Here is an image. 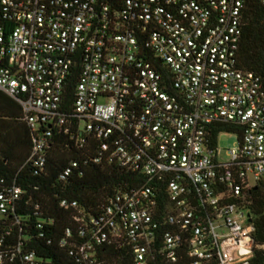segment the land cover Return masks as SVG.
Here are the masks:
<instances>
[{
    "label": "built area",
    "instance_id": "obj_1",
    "mask_svg": "<svg viewBox=\"0 0 264 264\" xmlns=\"http://www.w3.org/2000/svg\"><path fill=\"white\" fill-rule=\"evenodd\" d=\"M245 1L0 0V91L34 133L25 164L41 171L51 127L74 119L80 147L101 143L91 161L142 178L97 215L59 202L76 211L59 245L78 264H104L102 246L132 264H257L247 206L264 178V78L237 66ZM219 124L237 139L224 158ZM24 194L0 177V264H43Z\"/></svg>",
    "mask_w": 264,
    "mask_h": 264
},
{
    "label": "trees",
    "instance_id": "obj_2",
    "mask_svg": "<svg viewBox=\"0 0 264 264\" xmlns=\"http://www.w3.org/2000/svg\"><path fill=\"white\" fill-rule=\"evenodd\" d=\"M242 23L237 66L264 78V5L260 0L245 1ZM73 85L72 82L68 86L70 101L67 107L71 105ZM232 130L234 127L229 124H219L214 134ZM33 135L23 119L20 105L0 91V177L16 178L25 192L27 210L24 215L30 222L43 225L41 229H33L29 243L43 264H78L68 248L59 245L66 227L76 229L73 220L76 211L62 209L59 202L62 199L75 201L83 213L97 215L115 194L141 183V175L104 159L100 163L91 161L101 143L88 140L80 147L76 142L77 122L74 119H68L65 126L51 127L46 164L41 171L31 170L25 163L31 152ZM71 162H76L78 167L64 181L59 180V173ZM249 200L247 209L254 226L253 239L261 246L255 251V261L264 264V178L250 191ZM96 251V257L104 264H132L127 248L102 246Z\"/></svg>",
    "mask_w": 264,
    "mask_h": 264
},
{
    "label": "rangeland",
    "instance_id": "obj_3",
    "mask_svg": "<svg viewBox=\"0 0 264 264\" xmlns=\"http://www.w3.org/2000/svg\"><path fill=\"white\" fill-rule=\"evenodd\" d=\"M236 135L232 133H226V132H221L218 135L217 138V148L219 150V156L221 158L225 157V151L228 149H231L235 146L236 143Z\"/></svg>",
    "mask_w": 264,
    "mask_h": 264
},
{
    "label": "water",
    "instance_id": "obj_4",
    "mask_svg": "<svg viewBox=\"0 0 264 264\" xmlns=\"http://www.w3.org/2000/svg\"><path fill=\"white\" fill-rule=\"evenodd\" d=\"M249 221H250V218H249Z\"/></svg>",
    "mask_w": 264,
    "mask_h": 264
}]
</instances>
